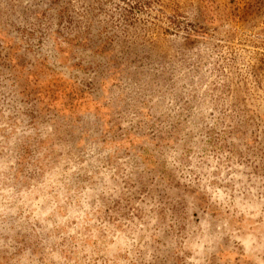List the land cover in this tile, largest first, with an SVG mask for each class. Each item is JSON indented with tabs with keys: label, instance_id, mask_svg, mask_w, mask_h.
<instances>
[{
	"label": "rangeland",
	"instance_id": "obj_1",
	"mask_svg": "<svg viewBox=\"0 0 264 264\" xmlns=\"http://www.w3.org/2000/svg\"><path fill=\"white\" fill-rule=\"evenodd\" d=\"M0 264H264V0H0Z\"/></svg>",
	"mask_w": 264,
	"mask_h": 264
}]
</instances>
